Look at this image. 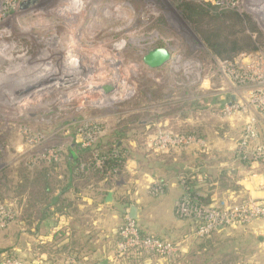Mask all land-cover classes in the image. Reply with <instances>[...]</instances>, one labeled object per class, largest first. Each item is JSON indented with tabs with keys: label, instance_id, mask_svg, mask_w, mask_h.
Masks as SVG:
<instances>
[{
	"label": "rangeland",
	"instance_id": "obj_1",
	"mask_svg": "<svg viewBox=\"0 0 264 264\" xmlns=\"http://www.w3.org/2000/svg\"><path fill=\"white\" fill-rule=\"evenodd\" d=\"M185 2L207 11L237 13L245 22L228 21L226 33L250 36L264 56V0H0V204L6 205L10 217L0 225V263L10 257L29 264L22 258L30 245L29 225L20 224L29 223L23 206L29 203L28 188L24 199L20 197L23 178L46 167L56 182L62 175L66 180L69 151L76 145L90 147L100 140L101 149L115 145L125 158L123 168L108 172L101 182V176L80 164L83 178L75 180L81 194L90 186L112 187L123 202L127 191L149 177L148 192L159 197L149 191L153 182L177 175L181 185L179 177L191 176V170L200 175V189L207 192V167H202L212 157L207 148L237 144L235 134L241 132L243 121L239 113L227 116L221 113L222 106L212 103L220 97V88L233 94L235 83L219 74L221 59L206 44L204 33L213 22L208 18L193 22L182 9ZM156 47L167 48L171 57L152 69L143 58ZM81 69L85 76L75 78ZM69 76L70 85L65 83ZM230 121L236 126L229 127ZM89 122L95 131L85 127ZM258 126L264 135V120ZM167 134L174 140L198 136L204 143L162 147L159 137ZM49 149L55 150L51 158L43 153ZM38 156L42 158L35 161ZM132 162L135 171L128 168ZM81 180L88 187H81ZM213 189L217 201H242L237 194L226 196L240 191L237 182L226 180ZM77 194L72 190L69 201L80 200ZM72 211L77 224L88 219L77 208ZM178 220V238L168 239L177 247L172 255L131 253L116 260L114 256L112 262L178 264L182 244L194 243L197 252L198 244L217 238V231L197 236L191 225L182 223L185 219ZM236 226L242 225L230 227ZM216 241L229 244L226 238ZM184 256L186 264H194L200 254L190 251Z\"/></svg>",
	"mask_w": 264,
	"mask_h": 264
},
{
	"label": "crops",
	"instance_id": "obj_2",
	"mask_svg": "<svg viewBox=\"0 0 264 264\" xmlns=\"http://www.w3.org/2000/svg\"><path fill=\"white\" fill-rule=\"evenodd\" d=\"M204 88L203 90L208 91L211 89ZM214 102L221 107L218 98L212 100L213 104ZM235 124L230 121L229 127H234ZM239 136L240 130L237 135L235 134V139ZM262 138L264 140L263 134ZM235 146L236 144L232 143L227 147H216V150L207 148V152L211 153L212 157H207V162L203 166L207 167L205 170L210 180L205 193L209 194L210 198L214 195L216 197L217 193L214 194L213 187L231 180L234 183L237 182L240 191L234 194L227 193L226 196L232 197L237 194L240 200L250 196L264 197V165L244 163L237 159L234 153ZM220 151L227 156L221 157ZM204 152L206 153L203 150ZM217 155L218 158H216ZM129 164H131L128 165L129 170L135 171L134 163ZM41 169L37 168L36 171L39 172ZM44 169L49 168L44 167ZM68 175L66 174V180L62 177L63 175L59 176L58 185H49L46 199L41 192L39 194V190L35 195L34 188L31 205L23 204L26 213L29 205V213L32 216L31 222L20 223L24 227L29 225L30 245L26 247L27 249L25 248L24 257H22L28 259L29 264H70L71 261L78 264H114L112 260L119 239L118 229L129 214L131 205L137 207L136 221L144 235L170 240L178 238V221L180 220L175 213V203L182 195V187L176 180L177 175L160 179L169 181L159 197L151 196L148 192L147 187L152 181L151 178L140 180L133 186L132 191H127L122 198L123 202L118 200L115 188L112 187L106 189L94 187L93 189L90 186L87 192L81 194L79 191L82 188L77 186L79 179L71 183ZM81 182V187L87 186L84 181L81 180ZM72 190H76L78 193L76 197L80 198L76 203L69 201ZM23 194L24 190L21 189V200L24 199ZM20 202L22 211L23 202ZM127 202H129L128 205ZM76 208L88 219L79 221L77 224L72 211ZM91 214L92 217H88ZM27 216L28 213L25 217ZM182 223L191 225L192 230L193 223L190 220ZM24 231L26 230L21 229V232ZM180 232L185 233V230ZM214 236L218 241L221 238L229 239V244L223 245L216 240L204 245L200 243L198 246L201 247L197 252L194 250V243L182 244V256L178 264H186L184 255L190 251L200 254L198 259H193L194 264H264V218L256 219L250 224L217 231ZM15 255L19 256L18 253Z\"/></svg>",
	"mask_w": 264,
	"mask_h": 264
},
{
	"label": "built area",
	"instance_id": "obj_3",
	"mask_svg": "<svg viewBox=\"0 0 264 264\" xmlns=\"http://www.w3.org/2000/svg\"><path fill=\"white\" fill-rule=\"evenodd\" d=\"M262 50L253 53L242 52L233 60H218L219 74L235 83L233 94L226 93L224 88H220L219 104L222 112L227 116H238L243 121L240 136L235 146V156L237 159L248 163H259L264 165V140L262 132L259 129L260 121L264 120V56ZM84 70H79L75 78H83ZM70 76L66 77L65 83L70 85ZM204 88V87H202ZM250 90L248 97L247 90ZM109 89V87H108ZM238 91V92H237ZM227 95L229 97L227 98ZM245 97V98H244ZM246 117L243 115L247 114ZM243 116V117H242ZM85 124L89 132L95 131V124L89 122ZM85 130V128H82ZM187 137V138H185ZM162 147L178 143V145L193 143L202 145L204 142L198 136H181L171 139L169 135L159 137ZM40 139V138H39ZM44 139V137H43ZM174 140V141H173ZM33 141V139H32ZM41 141H38L39 143ZM55 150L49 149L46 152L47 158L55 153ZM42 157H36V160ZM97 165L101 161L97 160ZM181 175L179 181L182 187V195L175 204V213L181 219L190 220L193 223L194 234L197 236H208L211 233L224 227L235 225L250 224L254 220L264 218V197H248L239 203L229 204L227 200L217 201L211 196V200L206 202L207 197L200 183L203 182L200 175ZM196 181L195 192L189 190L188 182ZM167 183L163 180L153 182L149 191L151 194H162ZM199 186V187H198ZM0 204V225L4 226L8 217V208ZM13 216V215H12ZM11 216V217H12ZM119 239L116 243L115 260L125 254H151L158 256H170L176 251V245L168 239H163L153 235H144L135 219L128 214L124 223L118 230ZM179 251V247H178ZM0 264H23L16 258H5ZM70 264H78L71 261Z\"/></svg>",
	"mask_w": 264,
	"mask_h": 264
},
{
	"label": "trees",
	"instance_id": "obj_4",
	"mask_svg": "<svg viewBox=\"0 0 264 264\" xmlns=\"http://www.w3.org/2000/svg\"><path fill=\"white\" fill-rule=\"evenodd\" d=\"M185 12H187V16L191 18L194 21L196 20H205V18H208V22L212 21L213 25L211 26L210 30H207L204 33L205 41L210 49V51L216 56L219 57L221 60H233L239 52H246V53H253L256 52L258 49V46L256 43L251 39L250 36H243L241 38L236 36H230L225 31V27L228 23V21L233 22H245L242 17H240L237 13L233 11H217L216 9L213 11L205 10L202 6H199L195 3H184L183 8ZM196 17H195V16ZM253 38H256V35H253ZM260 36H262V33H260ZM262 41V37H261ZM100 140H96L92 143L90 147H83L82 145H76L73 149L69 151L70 156L72 159L70 160L73 163H70L68 165V176L69 181L72 183L75 179H81L83 178L82 174L79 173V170L81 169L80 164L84 163L85 168L84 170L92 171L97 176H101L100 180L103 179V176H105L108 172L115 173L116 171L123 168V162L124 157L121 155V153L117 154L116 146L114 147L112 145L107 147L105 150L101 149ZM203 151V150H202ZM204 154V153H203ZM69 156V158H70ZM97 160L101 161V165H97ZM248 163V162H244ZM206 163H202V167ZM194 171V170H193ZM192 170L190 171L193 173V175H196ZM49 173V174H48ZM58 180V179H57ZM59 181V180H58ZM56 180L51 176L49 169H42L38 172L35 170L33 173V176L30 178L24 177L23 178V184L20 186L22 190L29 191L30 199L29 205H31V196H33V189L34 194L38 192L39 194L42 193L43 198H47L45 195H47V190L49 189V185H58ZM209 175L207 176V180L204 179V182H206L204 185L209 183ZM197 185L196 181H190L188 182L189 190L195 192L198 189H195V186ZM41 192V193H40ZM209 194L204 199L206 202H209L210 199ZM127 205L129 202L126 203ZM27 206V220L28 222H31L32 216L30 215V207ZM26 213V214H27Z\"/></svg>",
	"mask_w": 264,
	"mask_h": 264
},
{
	"label": "water",
	"instance_id": "obj_5",
	"mask_svg": "<svg viewBox=\"0 0 264 264\" xmlns=\"http://www.w3.org/2000/svg\"><path fill=\"white\" fill-rule=\"evenodd\" d=\"M170 52L168 51L167 48L165 47H156L151 50H149L144 58L143 62L152 69L159 68L167 61L170 60ZM130 217L133 219H138V214H137V207L135 205H131L130 211H129Z\"/></svg>",
	"mask_w": 264,
	"mask_h": 264
},
{
	"label": "bare ground",
	"instance_id": "obj_6",
	"mask_svg": "<svg viewBox=\"0 0 264 264\" xmlns=\"http://www.w3.org/2000/svg\"><path fill=\"white\" fill-rule=\"evenodd\" d=\"M70 59H71V58H70ZM70 59H69V61H70ZM71 60H72V59H71ZM75 61H76V60H74V62H75ZM70 63L72 64V63H73V61H72V62L70 61ZM115 76H116V75H115Z\"/></svg>",
	"mask_w": 264,
	"mask_h": 264
}]
</instances>
